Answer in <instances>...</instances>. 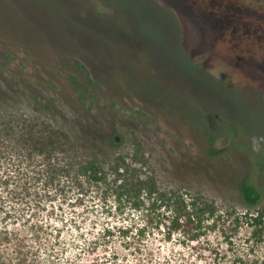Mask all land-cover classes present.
<instances>
[{
    "label": "rangeland",
    "instance_id": "1",
    "mask_svg": "<svg viewBox=\"0 0 264 264\" xmlns=\"http://www.w3.org/2000/svg\"><path fill=\"white\" fill-rule=\"evenodd\" d=\"M179 1L0 0V120L51 123L85 157L145 152L136 164L160 190L215 204L204 233L169 238L159 203L102 200L95 187L83 204L72 191L58 215L29 205L30 221L14 222L0 212L12 236L0 264H264V0ZM88 2L110 21L86 36L72 18ZM72 74L95 97L80 96ZM42 76L57 83L39 87L50 109L34 106ZM207 145L219 169L194 173ZM227 169L259 187L257 204L218 180Z\"/></svg>",
    "mask_w": 264,
    "mask_h": 264
},
{
    "label": "trees",
    "instance_id": "2",
    "mask_svg": "<svg viewBox=\"0 0 264 264\" xmlns=\"http://www.w3.org/2000/svg\"><path fill=\"white\" fill-rule=\"evenodd\" d=\"M179 2L186 5L192 0ZM88 3L91 5L90 9L82 11L79 8L72 18L74 24L83 30L86 36L87 32L89 35L95 33L92 28L98 25L104 27L103 23L108 25L107 22L110 21L103 17V13L98 12V8L92 2ZM111 24L108 27L114 26ZM34 67L39 73L40 68ZM72 78L73 83L78 85V91L82 92L80 96L87 97L89 94L92 98L95 97L91 89L82 90L84 85L76 74H72ZM49 82L57 84L53 78L51 80L44 76L31 83L40 91L36 93L32 91L36 109L51 108L39 88L41 85L48 86ZM137 149L136 155L143 150L141 145ZM141 154V157L136 156L137 160L119 155L112 162L102 160L98 155L85 157L79 153L71 134L51 123L17 118L0 120V212L12 216L14 222H17L19 217H28L29 205H34L33 208L50 209L52 215H58L57 210L61 209V205L70 199L73 200L70 197L72 191L77 192L76 203L83 204L88 193L92 191L90 189L96 187L101 188L98 191L101 194L97 195L102 197V200L113 195L118 201L128 200L137 207L145 201L159 203L169 217L167 221L169 238L177 231L190 240L199 239L207 227L206 220L216 214L215 204L204 195H192L189 199L184 192L176 189L160 190L153 175L144 176L146 172L137 166L136 162L142 161L145 152ZM215 156L207 145L205 155L194 166L196 171L194 173H211L217 166L214 164ZM179 168L184 173L191 172L185 166ZM217 169L219 168H216V171ZM220 176L218 180L224 183L237 182L240 194L246 202L257 204L260 201L262 194L259 187L251 180L242 179V174L239 177L229 171L228 173L223 171ZM145 190L151 194L158 190V194L155 197L145 196L143 195ZM33 215L34 213L29 216ZM261 218L262 214L254 216L256 222ZM25 219L30 221L29 218ZM36 227H40V224L33 221L30 228ZM11 238V233L4 230L0 223V244ZM25 240L26 237L21 235L20 238H16L17 246L20 245V250L17 251L21 260L26 259L25 255L29 254L28 251H23L26 246Z\"/></svg>",
    "mask_w": 264,
    "mask_h": 264
},
{
    "label": "water",
    "instance_id": "3",
    "mask_svg": "<svg viewBox=\"0 0 264 264\" xmlns=\"http://www.w3.org/2000/svg\"><path fill=\"white\" fill-rule=\"evenodd\" d=\"M115 138H116V140H120L121 137H120V135H116Z\"/></svg>",
    "mask_w": 264,
    "mask_h": 264
}]
</instances>
